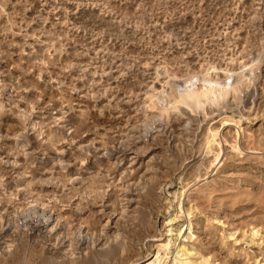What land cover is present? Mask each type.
I'll return each instance as SVG.
<instances>
[{"label":"rangeland","instance_id":"374dc122","mask_svg":"<svg viewBox=\"0 0 264 264\" xmlns=\"http://www.w3.org/2000/svg\"><path fill=\"white\" fill-rule=\"evenodd\" d=\"M0 264H264V0H0Z\"/></svg>","mask_w":264,"mask_h":264},{"label":"bare ground","instance_id":"6f19581e","mask_svg":"<svg viewBox=\"0 0 264 264\" xmlns=\"http://www.w3.org/2000/svg\"><path fill=\"white\" fill-rule=\"evenodd\" d=\"M209 82H210V81H209ZM209 82H207V83H209ZM215 83H216V82H215ZM210 84H211V83H209L208 85H210ZM213 84H214V82H213ZM217 86H218V85H217ZM208 87H209V86H208ZM210 87H211V86H210ZM220 87L222 88L223 86H220ZM216 88H217V87H216ZM221 88H220V89H221ZM223 88H224V87H223ZM204 89H205V88H204ZM206 89H207V88H206ZM210 89H211V88H210ZM220 89L217 88V90H220ZM221 90H222V91L224 90V92H225V89H221ZM204 91H205V90H204ZM208 91H209V90H208ZM208 91H207V92H208ZM214 92H216V90H215ZM214 92H213V93H214ZM218 92H219V91H217L216 94H218ZM209 93L211 94L210 91H209ZM219 95H220V92H219ZM221 95H222V93H221ZM223 95H224V93H223ZM216 96H217V98H219V101H220V98H221L222 96H221V97H220V96L218 97V95H216ZM224 122H225V121H224ZM225 125H228V126H236V125H238V123H237V122H234V121H233V122H226ZM237 128H238V127H237ZM34 211H35V210H34ZM34 211H33V212H34ZM31 213H32V212H31ZM34 214H35V213H34ZM40 214H42V213H40ZM45 218H46V217H45ZM45 220H47V219H45ZM45 220H44V222H45ZM41 221H43V220H41ZM48 222H49V221H48ZM50 222H51V221H50ZM37 223H38V222H37ZM39 224H40V223H39ZM45 224L47 225V223H45ZM51 226H52V225H51Z\"/></svg>","mask_w":264,"mask_h":264}]
</instances>
